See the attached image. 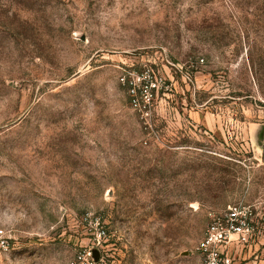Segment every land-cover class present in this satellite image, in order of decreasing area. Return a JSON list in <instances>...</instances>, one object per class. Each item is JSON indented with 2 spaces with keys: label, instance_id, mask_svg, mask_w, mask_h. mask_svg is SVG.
<instances>
[{
  "label": "rangeland",
  "instance_id": "rangeland-1",
  "mask_svg": "<svg viewBox=\"0 0 264 264\" xmlns=\"http://www.w3.org/2000/svg\"><path fill=\"white\" fill-rule=\"evenodd\" d=\"M234 205L264 264V0H0V264H202Z\"/></svg>",
  "mask_w": 264,
  "mask_h": 264
},
{
  "label": "built area",
  "instance_id": "built-area-1",
  "mask_svg": "<svg viewBox=\"0 0 264 264\" xmlns=\"http://www.w3.org/2000/svg\"><path fill=\"white\" fill-rule=\"evenodd\" d=\"M132 92L134 93V90ZM251 217L252 211L249 208L238 205L230 206L225 215L214 222L212 228L196 247V251L202 256V264H233L227 252L228 245L234 236L237 237L240 244L249 242L250 234L253 231ZM105 238L106 232L99 231L93 247L78 252L69 264H98L96 249L101 246V240ZM0 247L6 250L7 242L1 241Z\"/></svg>",
  "mask_w": 264,
  "mask_h": 264
},
{
  "label": "water",
  "instance_id": "water-1",
  "mask_svg": "<svg viewBox=\"0 0 264 264\" xmlns=\"http://www.w3.org/2000/svg\"><path fill=\"white\" fill-rule=\"evenodd\" d=\"M96 259H97V257H96ZM97 261V260H96Z\"/></svg>",
  "mask_w": 264,
  "mask_h": 264
}]
</instances>
